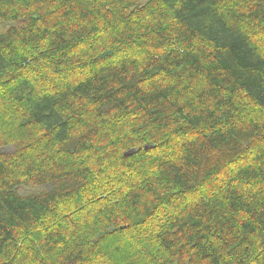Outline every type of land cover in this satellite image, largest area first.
<instances>
[{"label":"trees","instance_id":"trees-1","mask_svg":"<svg viewBox=\"0 0 264 264\" xmlns=\"http://www.w3.org/2000/svg\"><path fill=\"white\" fill-rule=\"evenodd\" d=\"M0 264H264V0H0Z\"/></svg>","mask_w":264,"mask_h":264}]
</instances>
